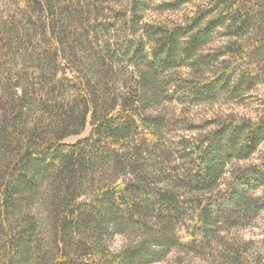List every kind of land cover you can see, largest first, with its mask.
<instances>
[{
	"label": "trees",
	"instance_id": "obj_1",
	"mask_svg": "<svg viewBox=\"0 0 264 264\" xmlns=\"http://www.w3.org/2000/svg\"><path fill=\"white\" fill-rule=\"evenodd\" d=\"M262 82L264 0H0V264H264L226 238L264 211V107L190 135L158 111Z\"/></svg>",
	"mask_w": 264,
	"mask_h": 264
},
{
	"label": "rangeland",
	"instance_id": "obj_2",
	"mask_svg": "<svg viewBox=\"0 0 264 264\" xmlns=\"http://www.w3.org/2000/svg\"><path fill=\"white\" fill-rule=\"evenodd\" d=\"M193 10L192 6L186 5L175 11H160L152 4L151 10L147 13L148 21L173 22L182 20ZM215 42L223 41L221 34L215 35ZM264 107V82L255 86L252 90L246 91L241 96H223L217 101L204 104H185L178 101L162 103L158 107L170 120L172 129L171 135H190L198 131H205L210 126L209 121L227 115H236L240 117H250L257 119ZM90 126L79 136H72L65 139V142H74L77 139L87 136ZM264 151V143L259 147L258 152L253 159H258ZM228 176V175H227ZM226 238L234 240L240 244L249 241L247 254L252 257H261L264 260V211L259 214L253 224L243 228H235L226 233ZM128 241L127 237L118 235L112 241L114 250L120 249ZM219 261L214 257L198 253L173 252L163 261L155 264H218Z\"/></svg>",
	"mask_w": 264,
	"mask_h": 264
}]
</instances>
